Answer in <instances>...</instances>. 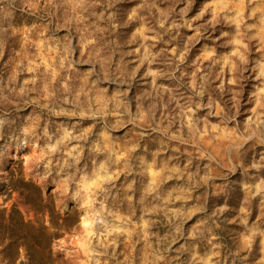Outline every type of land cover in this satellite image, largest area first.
<instances>
[{
    "label": "rangeland",
    "instance_id": "obj_1",
    "mask_svg": "<svg viewBox=\"0 0 264 264\" xmlns=\"http://www.w3.org/2000/svg\"><path fill=\"white\" fill-rule=\"evenodd\" d=\"M12 205L56 264H264V0H0Z\"/></svg>",
    "mask_w": 264,
    "mask_h": 264
},
{
    "label": "trees",
    "instance_id": "obj_2",
    "mask_svg": "<svg viewBox=\"0 0 264 264\" xmlns=\"http://www.w3.org/2000/svg\"><path fill=\"white\" fill-rule=\"evenodd\" d=\"M34 192L19 189L20 194L30 203L35 214L43 213V197L38 187ZM51 220L54 216L50 209ZM72 223L59 225L53 220L51 228L42 220H27L19 208L12 205L0 209V262L2 264H56L52 251L53 240L62 233L69 232Z\"/></svg>",
    "mask_w": 264,
    "mask_h": 264
}]
</instances>
